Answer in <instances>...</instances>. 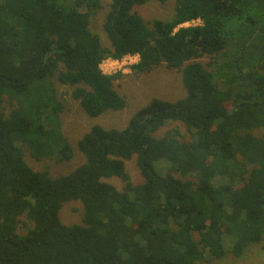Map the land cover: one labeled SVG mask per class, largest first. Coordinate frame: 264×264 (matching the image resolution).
<instances>
[{"label":"trees","instance_id":"obj_1","mask_svg":"<svg viewBox=\"0 0 264 264\" xmlns=\"http://www.w3.org/2000/svg\"><path fill=\"white\" fill-rule=\"evenodd\" d=\"M152 1L169 0H109L103 45L90 26L102 0H0V264H196L262 241L264 0H173L170 17L148 21L135 7ZM124 55H138L134 72L179 70L185 95L151 98L121 129L94 124L67 173L33 169L25 152L73 157L57 84L90 117L121 110L119 73L100 64ZM169 121L185 133L159 136ZM70 201L81 222L61 221Z\"/></svg>","mask_w":264,"mask_h":264},{"label":"rangeland","instance_id":"obj_2","mask_svg":"<svg viewBox=\"0 0 264 264\" xmlns=\"http://www.w3.org/2000/svg\"><path fill=\"white\" fill-rule=\"evenodd\" d=\"M109 0H102V8L91 19V29L100 36L103 45H108L102 31V22L108 11ZM173 0L166 3L152 1L141 6L135 7V10L145 19L151 21L154 18L166 19L173 13ZM199 24V21H194ZM185 25V24H184ZM126 64L114 65L111 60L103 61L100 64L102 71L107 74L119 73L114 80V88L124 97L126 106L118 111L107 110L97 117L88 116L80 107L79 102L72 98V88L57 84L60 98L64 103V110L60 115L62 131L73 147V157L64 163H55L50 159L36 160L25 152L27 163L35 170L47 168L51 175L56 176L69 172L73 167L79 164L83 157L76 147L77 140L94 124L102 125L105 128H124L131 116L141 107L149 102L153 97L175 101L185 95L181 72L176 69H170L165 64L153 68L149 72H134L131 66L138 59L137 56L126 59ZM202 63H207L208 57L198 59ZM178 127L182 133L185 129L180 122H166V125L160 129L158 135L161 136L167 129ZM263 130H255L253 133L261 134ZM155 168L161 172L166 169V161L162 160L155 164ZM126 169L130 174L134 184L141 180L139 170L135 164V159L126 161ZM107 181L114 186L121 188V181L117 178H109ZM82 205L78 201H70L63 204L59 212V217L63 223L71 224L81 222ZM224 245L230 248L232 240L224 237ZM196 264H264V237L261 242L250 245L241 258H236L231 254H226L217 260H207L197 262Z\"/></svg>","mask_w":264,"mask_h":264},{"label":"built area","instance_id":"obj_3","mask_svg":"<svg viewBox=\"0 0 264 264\" xmlns=\"http://www.w3.org/2000/svg\"><path fill=\"white\" fill-rule=\"evenodd\" d=\"M195 20H192V21H189V22H186V23H184L185 25H194V22ZM196 21H199L200 22V20L199 19H196ZM183 24V25H184ZM134 56H137L138 57V55H124L123 57H121V58H119V59H113V58H111L110 60H111V62H113V64L114 65H123V64H126V59H129V58H132V57H134ZM106 60V59H105ZM105 60H103V61H105ZM102 61V62H103ZM103 70V69H102ZM104 72V71H103Z\"/></svg>","mask_w":264,"mask_h":264},{"label":"crops","instance_id":"obj_4","mask_svg":"<svg viewBox=\"0 0 264 264\" xmlns=\"http://www.w3.org/2000/svg\"><path fill=\"white\" fill-rule=\"evenodd\" d=\"M111 58H107L105 61H109Z\"/></svg>","mask_w":264,"mask_h":264},{"label":"clouds","instance_id":"obj_5","mask_svg":"<svg viewBox=\"0 0 264 264\" xmlns=\"http://www.w3.org/2000/svg\"><path fill=\"white\" fill-rule=\"evenodd\" d=\"M137 59H138V57H137Z\"/></svg>","mask_w":264,"mask_h":264}]
</instances>
